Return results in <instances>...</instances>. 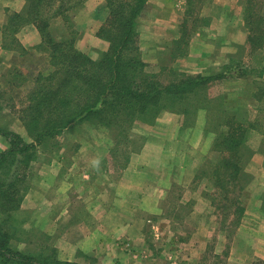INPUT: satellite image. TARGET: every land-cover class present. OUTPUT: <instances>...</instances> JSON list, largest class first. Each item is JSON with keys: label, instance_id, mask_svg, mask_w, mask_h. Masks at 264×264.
Listing matches in <instances>:
<instances>
[{"label": "crops", "instance_id": "0c3cea01", "mask_svg": "<svg viewBox=\"0 0 264 264\" xmlns=\"http://www.w3.org/2000/svg\"><path fill=\"white\" fill-rule=\"evenodd\" d=\"M187 1L149 0L151 7L139 20L144 60L162 59L182 37L179 19ZM221 1L210 0L204 6L215 7L222 4ZM229 2L224 0L226 9L221 12L212 9L211 13H203L212 19L206 28L217 31L216 41L208 45L203 38H193L186 52L179 53L176 61H172L175 67H186L188 73L194 75L195 68L196 72H201L231 63L237 48L247 42L250 34L241 1L232 6ZM228 6L230 10H227ZM25 7L26 0H0V57H5L4 63L11 60L10 55H16L15 48H9L4 42L8 20L12 14L22 13ZM109 13L108 0H86L72 14L73 27L78 32L75 47L92 59H100L110 47V42L98 33ZM52 24L58 37L70 33L61 17L54 18ZM15 35L17 43L23 47L21 56L42 43V34L34 23L23 25ZM227 91L223 93L224 101L238 100L240 91ZM258 94V99L262 98ZM182 117L175 109L160 111L151 123V129L143 126L146 131L144 142L138 149L126 152V161L116 177L110 169L93 176L99 181L98 185L83 180V177L89 179L91 171L82 173L74 169L77 173L67 176L70 172L65 166L68 156H55L49 162L54 168L46 169L37 182L27 187L18 209L8 216L0 210V225L11 234V247L24 254L42 257L47 256L44 249L48 248L54 250V255L61 261L81 264L89 263L82 259L84 255L94 257V264H146L144 259L153 261L160 255L152 248L149 253L140 251L135 241L145 238L140 229L141 221H126L120 211L124 208L138 210L139 216L142 210L158 212L164 208L162 200L169 192L181 190L182 196H178L174 205L186 202L199 214L196 231L186 242H206L212 238L216 242L214 255L220 253L218 248L226 246L228 235L223 229L216 230L210 218L216 210L210 195L217 191L210 171L198 173L205 157L208 154L211 158L215 156L213 143L216 136L208 132L204 119L185 125ZM0 127L5 128L1 124ZM19 134L24 138V132ZM9 147L10 139L0 133V154ZM101 156L107 157V153ZM246 171L250 172L251 180L240 196L245 211L230 238V250L234 254L235 249L243 246L247 257L264 258V151H260V147L254 149ZM81 180L91 186L84 189ZM89 193L91 200H86ZM219 200H222L221 195ZM66 227L70 229L68 235L65 234ZM205 248L199 252L187 250L186 253L176 249L173 264H182L184 258L193 264L192 259L204 255Z\"/></svg>", "mask_w": 264, "mask_h": 264}, {"label": "trees", "instance_id": "16d2710c", "mask_svg": "<svg viewBox=\"0 0 264 264\" xmlns=\"http://www.w3.org/2000/svg\"><path fill=\"white\" fill-rule=\"evenodd\" d=\"M85 2L26 0L24 11L10 16V24H14L16 31L27 23L38 27L42 43L37 47H45L52 69L47 74H38L27 96L28 104L22 109L21 117L34 142L0 127V133L10 139V147L0 154V210L7 216L19 208L28 187L27 174L21 172L20 166L30 164L38 144L48 137H56L76 123L91 121L108 129L123 128L127 148L132 137L130 131L137 123H153L160 111L172 109L177 103L188 104L189 100L191 103L197 95H204V86L211 80L207 75H187L180 81L164 84L156 73L146 69L147 62L140 51L139 20L146 13L149 0H108L110 13L98 33L110 42V47L100 59H92L75 47L78 32L73 27L72 14ZM254 2L246 1L250 25L255 23L251 20ZM57 17L66 22L70 33L58 37L52 24ZM249 40L254 43V32ZM189 105L184 110L187 114ZM222 117L213 143L219 159L211 162L209 171L217 194L227 199L234 193L239 224L245 211L240 196L246 185V166L252 157L249 134L250 129L258 126L256 122L241 121L237 113L225 111ZM8 171L9 180L2 175ZM10 240L11 234L0 225V264H81L61 261L55 255L41 259L38 255L24 254L12 248ZM254 264H264V258H258Z\"/></svg>", "mask_w": 264, "mask_h": 264}, {"label": "rangeland", "instance_id": "374dc122", "mask_svg": "<svg viewBox=\"0 0 264 264\" xmlns=\"http://www.w3.org/2000/svg\"><path fill=\"white\" fill-rule=\"evenodd\" d=\"M207 1L210 0H188L185 4L186 9L183 10V13H180L179 19L182 37L176 40L169 54L167 53L166 56H162V59L154 60V58H151L149 59L151 61L145 60L147 62L146 69L151 73H156L159 80L164 84L177 80L180 81V79L192 74L188 73L186 67H175L172 61H176V55L179 53L183 54L186 52L193 38H203L208 45L216 41L218 36L217 31L212 32V30L206 28L210 25L212 19L206 14L203 15V13H211L212 9L215 12H221L226 7H223L224 0H222V4L218 6L213 7V5H209L205 8L204 5ZM229 1L232 6L238 0ZM240 1L243 13L245 14L247 31H249L250 35L253 32L255 33L254 43L247 39V42L242 47L237 48L231 63L226 67H218L201 72H196L195 68L194 75H202L206 71L204 74L211 76V80L204 86V90L202 91L204 95H197L191 100V103L190 100L188 101V104H190L189 114L184 112L188 104H182V102L173 105L172 109L183 111L180 113L183 116L182 121H184L185 125L198 123V120L204 119L208 132L214 134V136L218 134L217 125L224 120L223 117L220 119L222 112L237 113L238 118L247 123L256 122L258 129H250L248 140L250 153L254 155L256 146L260 147V151H264V0H255L254 2V9L256 10L251 9V20L255 22L253 25H250L246 19L247 0H239V3ZM150 7L149 3L146 12L149 11ZM227 8V10H230L229 6ZM9 20L4 32V42L9 48H15L16 55H10L9 58L11 60L7 63L3 62L5 57H0V124L5 129L12 130L18 134L19 132H24V139L28 142H34L21 117L22 109L28 104L27 96L35 85V78L39 73L47 74L52 69L50 55L46 52L45 47L42 46L41 48L34 47L29 54H24L25 56L22 55V57L21 52L23 47L15 40L16 30L14 29V24H10ZM254 44L258 49L255 48ZM224 90L230 92L240 91L239 101H224ZM258 93H261L262 98L258 99ZM236 101L237 104L235 103ZM199 106L202 107L198 109ZM94 125L91 121L76 123L56 137H48L42 144H38L35 157L33 160L31 159L30 164H28L29 166L24 163L20 166L21 172L27 174L25 185L30 186L31 183L37 182L46 169L54 168V165L50 166L49 162L59 154H66L68 156L65 166L66 170H68L67 172H70L67 176L70 173L76 174L77 172H74V169H79L82 173L91 171L95 175L90 174L89 179L83 177V180H88L96 185L100 183L98 180L95 181L96 178L93 179V176L102 175L106 169H110L112 176L116 177L119 173L118 171L122 169L126 161V150L138 149L146 137L144 127L151 129V125L153 124L137 123L130 131L132 137H130L131 141L127 148L126 134L123 136V131H125L123 128L115 126V129L107 128L105 130ZM127 134H129L128 131ZM105 153H107V157L102 158L101 155H105ZM76 155L78 158H76ZM208 155L198 169V173L210 170L211 164L209 160L217 162L219 159L218 153H214V158L208 157ZM74 157L77 160H74ZM6 171L7 169H5ZM9 174V171L7 174L3 173V178L9 180ZM83 180H81V183L83 182L82 187L84 189L87 186H91L90 183L86 185V182ZM249 180H251V176L250 172L247 171L244 183H248ZM182 193L181 190L169 192L168 196L162 200L164 208L158 212L142 210L139 216L138 210L133 211L124 208V210L120 211L126 221H136L137 223L141 221L140 229H142V234L145 238L135 241L140 251L145 250L149 253V249L152 248L155 254L160 255V257L153 259V261L149 258L144 259L146 264H173L176 257L172 256L175 255L176 249L181 250L182 253H186L187 250L199 252L205 246L204 255L195 256L191 261L193 264L255 263L259 257H247L244 254L246 253V249L243 246L235 249L234 254L230 250V238L233 237L238 224V215L234 211V193L231 196L229 195L227 199L226 197L225 199L222 197L221 201L219 200V194L210 195L211 200H213L212 202L216 205L215 213L210 217L212 218V223H214L216 230L223 229L227 231L228 235L225 242L226 246L219 247L220 253L217 255H214L215 239L211 238L206 242H189V244L186 242L192 239L194 231H196L199 214L186 202L181 203L180 206L174 205V201L176 202L178 196H182ZM86 200H91L90 193ZM21 218L23 217L21 216ZM65 234H70V229L67 227ZM46 245L49 246V244ZM44 252L47 256H54V250L46 248ZM43 258L45 257L41 259ZM82 259L85 262H89L88 264H94L95 262V258L90 255H84ZM186 262L190 264V260L184 258L182 264H186Z\"/></svg>", "mask_w": 264, "mask_h": 264}]
</instances>
